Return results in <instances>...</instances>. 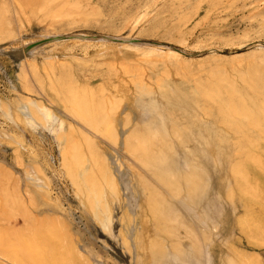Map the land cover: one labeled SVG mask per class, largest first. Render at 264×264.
Returning <instances> with one entry per match:
<instances>
[{
    "label": "rangeland",
    "instance_id": "obj_1",
    "mask_svg": "<svg viewBox=\"0 0 264 264\" xmlns=\"http://www.w3.org/2000/svg\"><path fill=\"white\" fill-rule=\"evenodd\" d=\"M33 44L27 58L10 53ZM163 85L224 149L208 147L215 161L203 165L212 181L204 204L218 195L226 215L214 228L175 206L182 218L174 246H187L197 260L192 264H264V0H0V99L35 100L63 117L58 136L67 158L64 168L61 146L48 131L11 128L34 150L33 168L49 179L51 199L63 210L25 194L30 154L20 150L22 161L14 163L12 150L0 146V254L6 260L0 264H137L85 213L69 176L78 168L77 150L83 160L95 154L101 168L104 151L135 174L134 160L120 149L121 134L118 146L90 135L71 101L89 100L95 112L118 100V112H131L139 123L145 113L135 107L137 96L165 111ZM86 136L95 150L86 148ZM213 210H206L209 218Z\"/></svg>",
    "mask_w": 264,
    "mask_h": 264
},
{
    "label": "bare ground",
    "instance_id": "obj_2",
    "mask_svg": "<svg viewBox=\"0 0 264 264\" xmlns=\"http://www.w3.org/2000/svg\"><path fill=\"white\" fill-rule=\"evenodd\" d=\"M32 48L31 53L25 55L24 51ZM34 48L36 49V44L21 51L11 50L10 53L21 54L27 58L34 54ZM157 52L168 53L172 58L180 56L176 51ZM147 91L140 89L141 93ZM163 92L160 97L164 101L166 112L153 103L138 101L141 97L137 96V100L134 101L135 107L141 104L145 113L139 123L131 112L121 114L118 112L121 101L117 100L108 106L101 105L98 111L93 112L89 100H72L71 104L76 114L84 119L93 131L90 135L94 138L95 133L100 137L108 136L113 139L114 145L118 146V137L122 135L120 149L122 148L121 150L127 152L134 160L135 174L131 169L124 170L116 160L117 157L112 159L101 149L104 161L102 168L95 154L91 156L90 152L84 159L86 163H81L83 158L81 152L78 150L76 153L73 152L74 164L78 168L70 172L69 176L77 194L75 197H78L85 213L101 231L113 236L128 256L135 257L137 264H192L197 260L190 255V251L184 250L189 248L187 246L184 248L182 243L174 246L173 239L177 237L174 229L182 218L181 215H176L175 206L194 216L201 225L205 226L206 221L211 220L214 228L218 225L215 220L226 215V210L219 205L221 201L218 195L209 200L211 204H204L208 191L212 188V181L211 178H206V169L203 165L215 161L209 155L208 147L222 146L219 145L218 139H215L214 131L192 116L191 111L183 104L185 100L177 92L165 90L164 85ZM4 102L0 99V118L4 121V125L0 124V146L12 150L14 163L22 161L20 150L30 154L29 164L23 171L29 182L25 194L31 195L40 206L63 210L58 198L51 199L50 183H47L49 179L33 168L34 150L26 145L20 133L11 128L20 124L22 128L33 132L48 131L55 135L61 146L62 141L58 135L63 132L66 125L64 118L35 100ZM2 103L6 104V108H3ZM109 106L112 109L109 108L107 111ZM185 111L190 115H185ZM6 123L9 126H5ZM88 136L85 137L86 148L94 149L93 142L89 141ZM176 146L178 148L182 146L181 151H178ZM223 151L221 148V152ZM60 157L65 168L67 158L62 146ZM216 160L221 162L222 158ZM190 161L194 163L191 165ZM181 171L185 172L183 176L179 174ZM131 177L136 181L133 182ZM177 182L181 186L180 190L188 191L185 190V193L181 194L177 189ZM143 205L144 209H141ZM211 206L215 215L209 218L206 210L211 209ZM147 209L149 213L146 212ZM188 256L191 261L186 259ZM0 260L6 261L1 254ZM209 260L212 262V258Z\"/></svg>",
    "mask_w": 264,
    "mask_h": 264
}]
</instances>
